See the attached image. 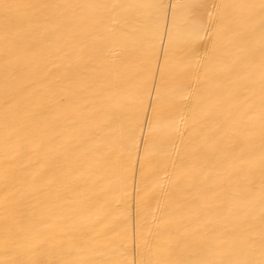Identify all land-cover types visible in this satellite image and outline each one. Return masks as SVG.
<instances>
[{
	"label": "bare ground",
	"instance_id": "bare-ground-1",
	"mask_svg": "<svg viewBox=\"0 0 264 264\" xmlns=\"http://www.w3.org/2000/svg\"><path fill=\"white\" fill-rule=\"evenodd\" d=\"M0 2V264L264 260L260 0Z\"/></svg>",
	"mask_w": 264,
	"mask_h": 264
},
{
	"label": "snow or ice",
	"instance_id": "snow-or-ice-1",
	"mask_svg": "<svg viewBox=\"0 0 264 264\" xmlns=\"http://www.w3.org/2000/svg\"><path fill=\"white\" fill-rule=\"evenodd\" d=\"M25 7H35L31 5H19V4H10L6 2H0V11L3 12L4 16L7 17L14 11H18L21 8ZM116 7V6H113ZM159 9L164 11L166 9V6L163 4H160L158 6ZM186 8L188 11L185 13L183 17V23L185 26V30L187 33V39L190 44L198 43L199 40L202 38L201 33H207L211 30L219 31V27L215 24V20L217 16L219 15V9L224 7L222 5H208L206 3H194L189 5L182 6ZM232 7H236L239 9L244 10L245 18L248 21H251L254 16V10L258 7L259 8V14H260V40H261V46L264 48V0H260V4L257 5H251V4H241V5H234ZM212 9V10H209ZM201 10H203V13H206V20L204 18V15H202ZM173 23L175 26V16L173 17ZM241 40H243L245 37L243 34L240 35ZM133 145L135 144L134 136L132 137ZM147 148H146V154H147ZM138 235L143 240V244L145 247L148 246V240L143 238L142 233L138 231ZM131 264H135V261L131 262ZM140 264H151V262H145L141 261ZM260 264H264V260L260 262Z\"/></svg>",
	"mask_w": 264,
	"mask_h": 264
}]
</instances>
